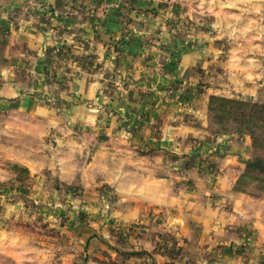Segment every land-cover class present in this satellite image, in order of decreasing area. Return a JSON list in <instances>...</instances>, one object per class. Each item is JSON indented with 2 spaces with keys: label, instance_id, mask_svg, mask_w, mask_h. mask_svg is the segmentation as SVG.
I'll use <instances>...</instances> for the list:
<instances>
[{
  "label": "crops",
  "instance_id": "0c3cea01",
  "mask_svg": "<svg viewBox=\"0 0 264 264\" xmlns=\"http://www.w3.org/2000/svg\"><path fill=\"white\" fill-rule=\"evenodd\" d=\"M207 3L0 0V164L26 168L29 195L42 201L56 194L48 184L58 178L74 203L69 212L87 211L91 223L103 209V185L119 196L113 219L179 220L217 243L243 244L249 233L264 256V196L235 189L250 143L214 142L206 120L211 94L264 68L236 56L259 44L234 38L256 10L264 14V0ZM231 7L247 18L231 17L242 12ZM224 37H233L226 52ZM15 175L0 166V179ZM237 258L225 251L223 264Z\"/></svg>",
  "mask_w": 264,
  "mask_h": 264
},
{
  "label": "rangeland",
  "instance_id": "374dc122",
  "mask_svg": "<svg viewBox=\"0 0 264 264\" xmlns=\"http://www.w3.org/2000/svg\"><path fill=\"white\" fill-rule=\"evenodd\" d=\"M206 1L207 4L211 3V0ZM194 4L199 3L195 1ZM196 8L203 9L202 6ZM229 9L241 10L232 7ZM204 11L207 16L215 13L214 9L206 8ZM241 11V14L230 15L239 20L247 18L244 9ZM256 11L255 18L258 19L253 21L249 29L238 31L239 36L235 35L234 38L239 40L237 42L240 45L248 41L259 46L244 48L236 56L241 61H249V58L254 57L264 63V14H261V8ZM221 40L226 52L233 37ZM238 70L246 71L248 68L239 67ZM254 71L259 73L250 79L245 77L244 72L239 76L242 84L210 95L206 120L214 142L220 137L229 139L233 136L249 141L251 151L235 186L239 183V188L247 190L253 196L262 197L264 170L249 169L246 165L248 161L264 159V109L259 108L264 107V68H255ZM211 97L236 102H212ZM240 103L253 106L245 107ZM238 107L244 108V111L241 112ZM253 131L257 136L256 144ZM103 138L105 136H99L100 140ZM51 142L57 144L52 136ZM90 157L88 151L84 162L89 161ZM0 166L16 174L12 179L8 176L0 179V264H223L225 251L238 257L236 264H264V256L256 254L252 249L250 242L253 236L249 233L246 235V243L227 244L202 237L197 227L189 228L188 232L184 227L186 223L179 220L177 223H123L110 216L119 196L103 185L101 189L107 197H103V209L96 217L97 223H91L89 212L79 210V213L75 212L73 215L69 212L74 203L62 192L63 186L58 178H53L48 184L50 192L56 191V194L49 195L42 201L35 195H29L32 187L26 168L5 162ZM35 176L34 171L33 177ZM71 187L79 193L83 190V186L77 183H73ZM170 224L178 228H169ZM12 232L17 238L10 240L12 235L9 234ZM90 237H96L93 240L96 244L88 243L87 239ZM101 237L110 244L102 242Z\"/></svg>",
  "mask_w": 264,
  "mask_h": 264
},
{
  "label": "trees",
  "instance_id": "16d2710c",
  "mask_svg": "<svg viewBox=\"0 0 264 264\" xmlns=\"http://www.w3.org/2000/svg\"><path fill=\"white\" fill-rule=\"evenodd\" d=\"M211 100H212V102L214 101V100H219V101H221L222 103H225V104H228V103H235L236 101H233V100H228V99H222V98H217V97H211ZM240 105L241 106H243V105H245V107H252L253 105H249V104H241L240 103ZM240 105H239V107H240ZM238 107V108H239ZM255 108H257V106H255ZM260 109H264V107H259ZM239 110L241 111V112H243L244 111V108H239ZM242 115H243V117H244V114L243 113H241ZM255 134V132L253 131L252 132V135L254 136V138H255V141H254V143L256 144L257 142H256V135H254ZM246 165H247V168H259V169H261V170H264V159H261V158H257V159H255L254 161H248L247 163H246ZM235 189L236 190H238V191H243V192H247V190H245V189H241V188H239V183H237V185L235 186Z\"/></svg>",
  "mask_w": 264,
  "mask_h": 264
},
{
  "label": "built area",
  "instance_id": "2783aa9c",
  "mask_svg": "<svg viewBox=\"0 0 264 264\" xmlns=\"http://www.w3.org/2000/svg\"><path fill=\"white\" fill-rule=\"evenodd\" d=\"M51 31H54V29H51Z\"/></svg>",
  "mask_w": 264,
  "mask_h": 264
}]
</instances>
